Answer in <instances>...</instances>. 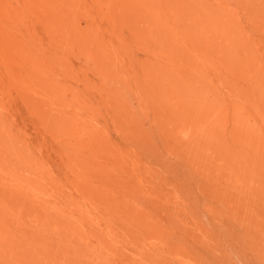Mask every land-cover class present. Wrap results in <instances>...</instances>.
<instances>
[{"label": "rangeland", "instance_id": "374dc122", "mask_svg": "<svg viewBox=\"0 0 264 264\" xmlns=\"http://www.w3.org/2000/svg\"><path fill=\"white\" fill-rule=\"evenodd\" d=\"M263 89L264 0H0V264H264Z\"/></svg>", "mask_w": 264, "mask_h": 264}, {"label": "bare ground", "instance_id": "6f19581e", "mask_svg": "<svg viewBox=\"0 0 264 264\" xmlns=\"http://www.w3.org/2000/svg\"><path fill=\"white\" fill-rule=\"evenodd\" d=\"M156 14V13H155ZM130 16V15H129ZM147 18V17H146ZM138 21V20H137ZM133 22V21H132ZM227 32V31H226ZM228 35V34H227ZM232 45V44H231ZM226 53V52H225ZM166 59V58H165ZM190 62V61H189ZM234 71V70H233ZM235 71H237V70H235ZM238 72V71H237ZM234 73V72H233ZM232 73V74H233ZM243 76L242 77H244V73L242 74ZM233 77H234V75H233ZM238 77H240V76H238ZM242 77H240V78H242ZM239 79V78H238ZM235 81V80H234ZM163 82H164V80H163ZM147 83V82H146ZM252 87V86H251ZM255 87V86H254ZM249 88V87H248ZM260 88H262V87H260ZM256 89H257V87H256ZM149 90V89H148ZM248 90V89H247ZM249 90H250V88H249ZM264 90V89H263ZM166 91V90H165ZM262 91V90H261ZM263 93V92H262ZM26 160V159H25ZM29 162V161H28ZM30 167V166H29ZM4 168V167H3ZM5 170V169H4ZM10 170V169H9ZM29 170V169H28ZM9 172V171H8ZM35 174V173H34ZM28 176V175H27ZM30 176V175H29ZM26 178V177H25ZM11 194V193H10ZM2 197V196H1ZM5 199H3V201H4ZM10 200H12V199H10ZM9 201V200H8ZM13 201H15L14 199H13ZM0 203H2L1 202V200H0ZM0 205H2V204H0ZM2 206H0V208H1ZM7 210H9V208H6ZM2 210V209H1ZM9 213H10V211H9ZM19 214V213H18ZM5 216V215H4ZM1 221V220H0ZM17 221V220H16ZM24 221V220H23ZM18 222V221H17ZM26 222V221H25ZM0 223H2V222H0ZM7 223V222H6ZM23 224V223H22ZM10 225V224H9ZM17 225H18V223H17ZM16 225V226H17ZM24 225H25V223H24ZM15 226V227H16ZM23 226V225H22ZM12 227V226H11ZM17 228V227H16ZM24 229H25V226L23 227ZM18 229H19V225H18ZM22 229V228H21ZM13 230H15V229H13ZM29 234V233H28ZM20 235V234H19ZM27 235V234H26ZM28 236V235H27ZM19 237H21V236H19ZM26 237V236H25ZM26 241V240H25ZM29 245V244H28ZM27 246V245H26ZM18 248V247H17Z\"/></svg>", "mask_w": 264, "mask_h": 264}]
</instances>
